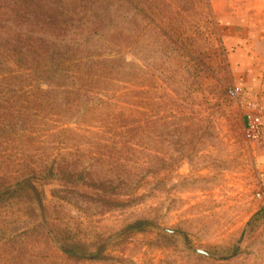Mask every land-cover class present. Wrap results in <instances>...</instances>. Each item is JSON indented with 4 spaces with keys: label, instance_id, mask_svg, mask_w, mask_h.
I'll return each mask as SVG.
<instances>
[{
    "label": "rangeland",
    "instance_id": "374dc122",
    "mask_svg": "<svg viewBox=\"0 0 264 264\" xmlns=\"http://www.w3.org/2000/svg\"><path fill=\"white\" fill-rule=\"evenodd\" d=\"M132 3L18 8L39 64L0 59V264H264V130L225 39L264 0Z\"/></svg>",
    "mask_w": 264,
    "mask_h": 264
},
{
    "label": "trees",
    "instance_id": "16d2710c",
    "mask_svg": "<svg viewBox=\"0 0 264 264\" xmlns=\"http://www.w3.org/2000/svg\"><path fill=\"white\" fill-rule=\"evenodd\" d=\"M84 3H90L97 7L104 3L115 4L119 10H123L125 13H128L126 6L137 10L132 0H0V59H9L17 67H23V69L29 66L31 69L37 68L39 63L34 57L37 41L28 32H18V19L24 17L25 21L32 22L36 21L37 15L40 14L47 22L51 23L55 15L59 16L60 14L59 17H63L64 12L85 6ZM21 7H24L26 16L22 17L18 14V8ZM83 12L82 9H79L74 14ZM62 22L65 23L63 20ZM1 64L3 63L0 61V66ZM3 85L7 86V84ZM64 252L69 254L68 251ZM71 254L73 257H77L76 254L72 252Z\"/></svg>",
    "mask_w": 264,
    "mask_h": 264
},
{
    "label": "crops",
    "instance_id": "0c3cea01",
    "mask_svg": "<svg viewBox=\"0 0 264 264\" xmlns=\"http://www.w3.org/2000/svg\"><path fill=\"white\" fill-rule=\"evenodd\" d=\"M240 18L225 38L232 45V68L236 85L257 101L264 130V19ZM264 162V154H263Z\"/></svg>",
    "mask_w": 264,
    "mask_h": 264
},
{
    "label": "built area",
    "instance_id": "2783aa9c",
    "mask_svg": "<svg viewBox=\"0 0 264 264\" xmlns=\"http://www.w3.org/2000/svg\"><path fill=\"white\" fill-rule=\"evenodd\" d=\"M230 94L232 96H239L240 94H246V93H245V90L243 88L235 86V87L230 89ZM261 180L264 182V172L262 174V179Z\"/></svg>",
    "mask_w": 264,
    "mask_h": 264
},
{
    "label": "water",
    "instance_id": "95a60500",
    "mask_svg": "<svg viewBox=\"0 0 264 264\" xmlns=\"http://www.w3.org/2000/svg\"><path fill=\"white\" fill-rule=\"evenodd\" d=\"M197 253H201V254H206L207 255V253L206 252H204L203 250H195Z\"/></svg>",
    "mask_w": 264,
    "mask_h": 264
}]
</instances>
